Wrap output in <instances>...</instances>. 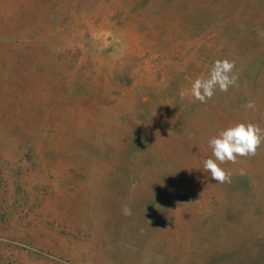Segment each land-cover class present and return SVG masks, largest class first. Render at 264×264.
Instances as JSON below:
<instances>
[{"label": "rangeland", "instance_id": "374dc122", "mask_svg": "<svg viewBox=\"0 0 264 264\" xmlns=\"http://www.w3.org/2000/svg\"><path fill=\"white\" fill-rule=\"evenodd\" d=\"M218 59L236 85L201 103ZM240 122L264 0H0V264H264V143L203 167Z\"/></svg>", "mask_w": 264, "mask_h": 264}, {"label": "clouds", "instance_id": "9594fccd", "mask_svg": "<svg viewBox=\"0 0 264 264\" xmlns=\"http://www.w3.org/2000/svg\"><path fill=\"white\" fill-rule=\"evenodd\" d=\"M234 68V61L216 60L207 78L198 77L192 82V96L195 100L206 103L214 96L217 88L221 92H227L230 86L236 85L237 77L233 73ZM183 96L184 93L181 92V97ZM245 107L253 109L255 105L249 101ZM208 143L214 159H206L203 162L204 169L210 172L211 178L216 182H230L231 172L222 168L221 165L227 162L235 164L238 157L255 156L257 149L264 143V130L257 124L240 122L221 130Z\"/></svg>", "mask_w": 264, "mask_h": 264}]
</instances>
